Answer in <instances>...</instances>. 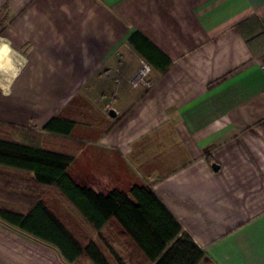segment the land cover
Masks as SVG:
<instances>
[{
    "label": "crops",
    "instance_id": "0c3cea01",
    "mask_svg": "<svg viewBox=\"0 0 264 264\" xmlns=\"http://www.w3.org/2000/svg\"><path fill=\"white\" fill-rule=\"evenodd\" d=\"M136 31L171 60L148 89L128 82ZM0 37L21 64L0 78L14 140L57 136L75 183L148 185L214 264H264V0H0ZM53 116L75 121L69 136L42 129ZM33 191L109 264L148 263L116 220L97 231L55 186L0 166L5 207L25 212ZM0 264L93 263L0 221Z\"/></svg>",
    "mask_w": 264,
    "mask_h": 264
},
{
    "label": "trees",
    "instance_id": "16d2710c",
    "mask_svg": "<svg viewBox=\"0 0 264 264\" xmlns=\"http://www.w3.org/2000/svg\"><path fill=\"white\" fill-rule=\"evenodd\" d=\"M128 41L152 68L164 72L170 65L171 60L140 32L131 34ZM74 126L69 118L53 116L42 129L69 136ZM9 129L13 131L11 125L0 122V166L31 173L37 187L55 186L93 229L116 220L147 264H214L150 186L134 184L129 193L116 189L97 193L69 175L71 153L16 141ZM32 196L25 212L5 207L0 199V221L54 247L68 263L86 256L93 264H109L96 243L82 246L36 191ZM117 263L127 264L120 259Z\"/></svg>",
    "mask_w": 264,
    "mask_h": 264
},
{
    "label": "rangeland",
    "instance_id": "374dc122",
    "mask_svg": "<svg viewBox=\"0 0 264 264\" xmlns=\"http://www.w3.org/2000/svg\"><path fill=\"white\" fill-rule=\"evenodd\" d=\"M4 44H6V42L4 41V39H2L1 37H0V47L2 46V45H4ZM9 52H10V55H11V60H13V62H14V64L13 65H10L9 66V64H8V60L7 61H3V64L0 66V78L1 77H4V76H7L10 72H12V71H14L15 69H16V71H18L19 70V68H21V64H20V61L18 60L19 58V56H18V54H16V57L14 56V53H15V51L14 50H12V49H10L9 50ZM19 61V62H18ZM151 74H152V71H151V73L149 74V78H150V80H152L151 79ZM79 101V99H75V102H78ZM87 116H85V117H82V118H86ZM34 124H33V122H32V124H31V126H33ZM87 132V131H86ZM85 132V133H86ZM60 138L59 137H57V136H54V135H50V134H48V136L45 138V144L43 145V144H41V142H39V143H34V144H36V145H39V144H41V146L43 147V148H45V149H56L55 147H52L53 145H54V143H55V141H57V140H59ZM68 173H69V175L71 176V170H68Z\"/></svg>",
    "mask_w": 264,
    "mask_h": 264
},
{
    "label": "built area",
    "instance_id": "2783aa9c",
    "mask_svg": "<svg viewBox=\"0 0 264 264\" xmlns=\"http://www.w3.org/2000/svg\"><path fill=\"white\" fill-rule=\"evenodd\" d=\"M260 66L264 69V62H262ZM151 71V65L147 61L142 60L136 73L128 79V82L132 87H142L144 89H148L152 85V80L149 78ZM115 82L120 83V79L116 78Z\"/></svg>",
    "mask_w": 264,
    "mask_h": 264
},
{
    "label": "bare ground",
    "instance_id": "6f19581e",
    "mask_svg": "<svg viewBox=\"0 0 264 264\" xmlns=\"http://www.w3.org/2000/svg\"><path fill=\"white\" fill-rule=\"evenodd\" d=\"M7 55V48L5 46L0 47V66L3 64L4 58Z\"/></svg>",
    "mask_w": 264,
    "mask_h": 264
},
{
    "label": "water",
    "instance_id": "95a60500",
    "mask_svg": "<svg viewBox=\"0 0 264 264\" xmlns=\"http://www.w3.org/2000/svg\"><path fill=\"white\" fill-rule=\"evenodd\" d=\"M109 115L112 116V117H114L116 115V112L113 109H110L109 110ZM212 167L214 169H216L217 168V164L216 163H212Z\"/></svg>",
    "mask_w": 264,
    "mask_h": 264
},
{
    "label": "clouds",
    "instance_id": "9594fccd",
    "mask_svg": "<svg viewBox=\"0 0 264 264\" xmlns=\"http://www.w3.org/2000/svg\"><path fill=\"white\" fill-rule=\"evenodd\" d=\"M84 67L86 68V67H87V65H86V64H84Z\"/></svg>",
    "mask_w": 264,
    "mask_h": 264
}]
</instances>
